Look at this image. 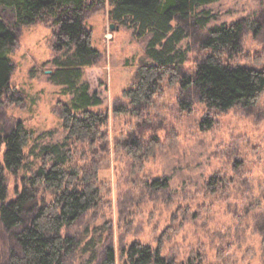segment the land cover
Returning a JSON list of instances; mask_svg holds the SVG:
<instances>
[{
	"label": "rangeland",
	"instance_id": "obj_1",
	"mask_svg": "<svg viewBox=\"0 0 264 264\" xmlns=\"http://www.w3.org/2000/svg\"><path fill=\"white\" fill-rule=\"evenodd\" d=\"M206 7L215 14L208 27L260 19L262 30L256 32L249 25L239 52L224 59L264 68V0H219ZM108 8V4L98 6L85 19L98 51L85 78L91 84L90 92L102 100L90 108L109 114L108 138L93 149L82 141H71L77 161L99 164L102 195L95 207L63 229L81 241L64 264H86L90 252L84 248L90 239L98 243L99 262L105 249L113 246L116 264H127V248L139 241L153 248L163 245L165 254L179 259H185L189 246L194 245L206 255V264H264V94L250 108L214 111L181 79L171 85L164 83L152 103L136 107L126 89L135 86L151 36L116 26L110 22ZM0 15L9 22L14 19L9 7L0 6ZM207 28L200 29L193 21L186 24L188 36L183 46L189 53L184 62L188 74L209 51L202 48ZM55 30L48 19L16 27L19 45L9 52L15 63L12 92L1 106L0 117L9 126L24 124L31 131L30 143L41 133L50 134L48 131L53 133L47 135V141L65 136L62 110L71 94L49 79L54 68L51 63L41 71L44 62L55 56ZM121 106L127 107L126 112L117 109ZM154 136L160 138L162 148L139 167L123 144L127 139ZM5 174L13 198L24 187L25 171ZM164 177L170 180L167 188L152 186L154 178ZM214 177L226 178L217 192L208 188ZM40 192L39 201L43 197L50 200V192ZM236 204L240 211L251 212L239 217L233 211ZM236 223L240 229L236 230ZM227 246V251L219 252Z\"/></svg>",
	"mask_w": 264,
	"mask_h": 264
},
{
	"label": "trees",
	"instance_id": "obj_2",
	"mask_svg": "<svg viewBox=\"0 0 264 264\" xmlns=\"http://www.w3.org/2000/svg\"><path fill=\"white\" fill-rule=\"evenodd\" d=\"M216 1L219 0H0V6L11 8L14 15L12 22L0 15V115L1 106L12 92L15 63L9 52L19 45L15 28L38 20L48 19L56 26L52 45L56 53L52 61L44 62L41 71L51 63L54 68L49 79L71 94L69 103L63 106L65 136L59 141H47V135L53 133L48 131L50 134L41 133L30 143L31 131L24 124L9 126L0 117V264H64L81 241L63 229L73 226L101 199L99 164L77 161L71 142L82 141L93 149L100 140L108 138L109 114L90 108L102 104V100L96 92H90L91 84L85 78L86 68L98 58V51L92 45L93 30L85 23L88 12L108 4L110 22L133 28L140 36H151L136 72L135 86L126 89L136 107L152 103L164 83L171 85L181 79L214 111L227 112L237 106L250 108L263 97L264 68L233 64L224 59L239 52L241 38L249 25H254L257 32L262 30V22L242 19L208 27L215 14L206 6ZM191 21L200 29L208 27L202 48L209 51L193 73L188 74L184 62L189 53L183 41L188 36L186 24ZM117 109L126 112L127 107ZM162 144L158 136L150 140L135 137L127 139L123 147L140 167ZM20 170L25 171L24 187L10 198L5 171L14 174ZM152 181V186L170 185L169 177ZM221 184H226V178L214 177L208 188L217 192ZM40 191L50 192V200L43 197L39 201ZM239 208L236 204L233 209L239 217L251 212ZM235 226L236 230L240 229V224ZM97 244L92 239L87 241L84 252H90V256L86 264H116L113 246L106 248L104 258L98 261ZM227 249L228 246L219 252ZM165 250L163 245L153 248L136 241L127 248L126 261L127 264H206V255L194 245L189 246L185 259L169 256Z\"/></svg>",
	"mask_w": 264,
	"mask_h": 264
},
{
	"label": "water",
	"instance_id": "obj_3",
	"mask_svg": "<svg viewBox=\"0 0 264 264\" xmlns=\"http://www.w3.org/2000/svg\"><path fill=\"white\" fill-rule=\"evenodd\" d=\"M111 26H112V28H113V27H114V24H112Z\"/></svg>",
	"mask_w": 264,
	"mask_h": 264
}]
</instances>
